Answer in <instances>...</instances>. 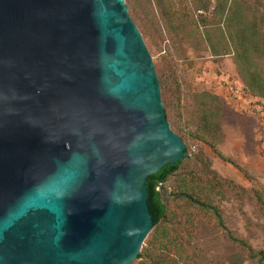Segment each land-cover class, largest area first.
<instances>
[{
	"label": "water",
	"instance_id": "1",
	"mask_svg": "<svg viewBox=\"0 0 264 264\" xmlns=\"http://www.w3.org/2000/svg\"><path fill=\"white\" fill-rule=\"evenodd\" d=\"M184 152L123 0H0V264H129Z\"/></svg>",
	"mask_w": 264,
	"mask_h": 264
},
{
	"label": "rangeland",
	"instance_id": "2",
	"mask_svg": "<svg viewBox=\"0 0 264 264\" xmlns=\"http://www.w3.org/2000/svg\"><path fill=\"white\" fill-rule=\"evenodd\" d=\"M123 5L160 83L168 128L184 144L179 169L157 189L173 216L170 223L179 228L168 255H174L175 264H264V98L242 92L223 15L231 9L236 22L254 24L264 49V0H217L211 13L199 0H123ZM218 7L225 12H216ZM255 63L264 78V59ZM198 176L204 180L197 192L190 184ZM180 183L186 188L179 189ZM178 190L204 197L229 235L263 254L262 259H250L231 242L210 209L175 199ZM180 213L187 221L175 227ZM158 256L163 259L167 252ZM140 263L134 259L129 264Z\"/></svg>",
	"mask_w": 264,
	"mask_h": 264
},
{
	"label": "trees",
	"instance_id": "3",
	"mask_svg": "<svg viewBox=\"0 0 264 264\" xmlns=\"http://www.w3.org/2000/svg\"><path fill=\"white\" fill-rule=\"evenodd\" d=\"M199 1L202 5L206 6L203 0H199ZM162 10L163 8H161L159 12ZM230 10L231 9H227L226 13L223 14L225 12V8L218 7L216 9V12L218 13L220 12L221 14L225 15L226 23L224 25V28L228 43L232 48L234 54L235 68L237 74L240 76L243 82V84H241L242 92L243 94L253 98L254 97L264 98V78L260 76L257 64L255 63V60L264 59V49H263L262 41L260 37L257 35L256 27L254 24L243 25L240 22H236L233 18H231L229 14ZM252 54H253V59L251 57ZM159 84L160 83H158V86ZM163 116L164 119L166 120L164 112H163ZM180 165H181V161H179L177 168L174 171H172L169 175H167V177L173 174L174 172H176L179 169ZM203 180L204 179L202 176L201 177L198 176L195 180V183H191L190 185L191 187H194V189H198L197 190L198 192L200 189L199 186H202L203 184L202 183ZM164 182L159 183V185ZM218 182L219 183L223 182L225 185L228 186L230 185L228 182H225L221 179H219ZM184 188L186 187H184L183 183H180L179 189H184ZM196 194H197L196 196L195 194L191 196L186 191L178 190L176 193H174V198L183 199L188 204L196 206L200 209H210L214 215L216 225L226 233L230 241L241 246L250 259L256 258L258 261H260L263 257V254L252 252L251 249L246 245H244L241 241L232 238L229 235V232L227 231L225 226L223 225L220 215L217 212L216 208L208 204V202L204 197L200 196L198 193ZM156 195H157V201L161 204L162 209L160 214L158 215V217L151 226V228L153 229L152 233L145 240L146 247L140 253L137 254L135 259H141L140 264H175V258H173L174 255L170 256L168 254H169V246L171 244H174L173 241L179 238V233H178L179 228L175 229L172 225L173 223H170V219H172L173 216L169 214L167 207L165 206L163 200L161 199V194L159 193L158 190L156 191ZM176 218L178 222H176L175 227H181L187 221L185 215L182 213H180ZM165 223L166 224L170 223L172 227L171 226L170 228L162 227V225ZM161 237L164 238L163 241H161ZM163 252H167V256L164 257L163 259H160L158 254ZM143 260L144 263L142 262Z\"/></svg>",
	"mask_w": 264,
	"mask_h": 264
},
{
	"label": "built area",
	"instance_id": "4",
	"mask_svg": "<svg viewBox=\"0 0 264 264\" xmlns=\"http://www.w3.org/2000/svg\"><path fill=\"white\" fill-rule=\"evenodd\" d=\"M203 1L206 4L208 13L213 12L217 0H203ZM196 13L201 14V13H203V11L197 10Z\"/></svg>",
	"mask_w": 264,
	"mask_h": 264
}]
</instances>
